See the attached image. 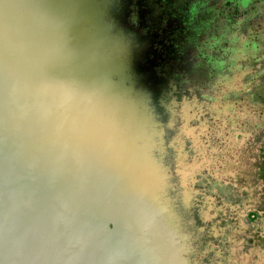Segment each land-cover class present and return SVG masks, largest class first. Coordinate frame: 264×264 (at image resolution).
Returning a JSON list of instances; mask_svg holds the SVG:
<instances>
[{
  "label": "water",
  "instance_id": "obj_1",
  "mask_svg": "<svg viewBox=\"0 0 264 264\" xmlns=\"http://www.w3.org/2000/svg\"><path fill=\"white\" fill-rule=\"evenodd\" d=\"M142 4L0 0V264L220 263Z\"/></svg>",
  "mask_w": 264,
  "mask_h": 264
},
{
  "label": "flooded vegetation",
  "instance_id": "obj_2",
  "mask_svg": "<svg viewBox=\"0 0 264 264\" xmlns=\"http://www.w3.org/2000/svg\"><path fill=\"white\" fill-rule=\"evenodd\" d=\"M141 7L167 96L190 103L204 233L236 256L218 264H264V0H143ZM213 204L217 226L208 223Z\"/></svg>",
  "mask_w": 264,
  "mask_h": 264
},
{
  "label": "rangeland",
  "instance_id": "obj_3",
  "mask_svg": "<svg viewBox=\"0 0 264 264\" xmlns=\"http://www.w3.org/2000/svg\"><path fill=\"white\" fill-rule=\"evenodd\" d=\"M214 206H216V204H213V205L210 207V211H209V213H208V214H209L208 223H209L210 225L215 223L216 226H217V225H219L218 222H217V219L219 218V215H216V216L211 215V214H213V210H212V209H214ZM250 217L253 218V217H254L253 214H250ZM216 222H217V223H216ZM221 225H222V224H221ZM261 228H263L262 230H264V224H263V226H262ZM216 229H217V227H216ZM228 232H230V231L226 230V232H224V233H228ZM213 243H217V241L213 239ZM258 247H259V246L254 245V246L252 247V249L249 250V252H251V250H252V253L254 254L255 251H258V250H259ZM247 248H248V247H247ZM247 250H248V249H247ZM252 253H251V258H253V256H254V255H252ZM229 254H231V253H229ZM229 254H228V251H222V250H221V256H222L223 259L227 258V255H229ZM231 256H232V257H231L232 259L236 257V256H234V255H232V254H231ZM242 259H243V258H242Z\"/></svg>",
  "mask_w": 264,
  "mask_h": 264
},
{
  "label": "bare ground",
  "instance_id": "obj_4",
  "mask_svg": "<svg viewBox=\"0 0 264 264\" xmlns=\"http://www.w3.org/2000/svg\"><path fill=\"white\" fill-rule=\"evenodd\" d=\"M115 156H116V154H115ZM114 158V156L112 157V159Z\"/></svg>",
  "mask_w": 264,
  "mask_h": 264
}]
</instances>
